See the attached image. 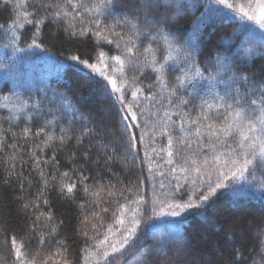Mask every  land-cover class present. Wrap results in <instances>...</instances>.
<instances>
[{"label":"snow or ice","instance_id":"snow-or-ice-1","mask_svg":"<svg viewBox=\"0 0 264 264\" xmlns=\"http://www.w3.org/2000/svg\"><path fill=\"white\" fill-rule=\"evenodd\" d=\"M248 7L237 5L236 0H207V4L199 3V0H0V8H12L15 17L9 16L10 23L0 24V29L9 37L5 48H11L13 55L24 52L25 49L19 46L22 40L21 29L25 25H31V42L26 43V48H39L38 42L43 35V29L48 25H59L70 36L87 35L91 33L95 37L97 47L110 45V51L117 54L108 56L104 51L97 54V63H90L88 59L79 56H72L74 62L72 67L79 68L90 80H94L96 74L102 78L96 83L102 89L104 95L113 102L114 115L99 112V124L96 127L82 126L77 130L74 127H60L59 135L54 131L46 130L41 126L35 132L30 127H24L22 133L12 131V127L0 130V152L11 149L9 160L10 167L15 168V161L18 156L28 155L34 171L40 176L42 184L37 183L38 193L34 201L25 202L22 211L27 214L29 209L39 211L40 215L33 221L32 232L35 233L39 227V220L44 217L47 221V243L49 248L54 247L47 255H42L40 248L46 244L45 234L40 232L38 250L35 254L29 251L31 240L34 237L17 238V235H5L0 241V264H73L69 256V248L63 241L56 239L59 225L53 223L51 212L40 211L42 201L45 206L49 200L44 193L49 187L58 191L62 198L77 203L82 215L85 209L92 205L93 216L90 218L84 215L80 221V230L77 235L85 238V248L81 251L87 253L89 261L94 264H119V261L127 254L134 245H139V228L141 225V206L148 203L144 196L132 200L130 205L122 206L120 216L115 218V225H108L103 239L97 240L101 235L100 228L104 219L100 213H108V207L115 200V185L97 183L96 177L91 175L90 170L81 167H68L60 171V161L56 155L58 150L65 148L70 141L75 140L77 148L83 145L84 138L88 137L95 142L97 154L103 153L100 159L107 166L114 159L108 154L112 145H126L127 151L132 155L133 160L138 158L139 146L144 145L147 140L149 147L156 152L154 147L156 137H166L168 148L171 149L174 143V132L184 135L176 138V142L184 143L190 153L185 155L178 151L167 152L168 164H173L174 156H179L180 163H176L170 171L172 173L187 174L195 172L198 176H205L203 181L207 185L206 192L201 191L194 199L175 201V194L180 192L181 185L179 174L174 176L177 183L173 186V202L167 203L169 209L161 215L180 217L183 212L190 209L199 210L207 204L211 197L217 194L219 189L230 187L226 181L238 182L246 178L245 174L253 175L255 171L264 172V75L256 79V73L242 71V56L254 55L251 49L229 48L226 52H218L215 59L207 58L203 62L197 60V55L202 54L200 38L204 30L211 31L218 24L229 20V11L239 14L240 26L234 31L240 33H255L259 29V38L264 43V0H247ZM254 5V6H253ZM205 7L192 22L191 32L185 35L177 27L179 19H185L186 14L193 9L199 10ZM85 14L90 19L87 28L83 27ZM79 24L77 26V20ZM5 60H9L7 54ZM103 65V70L98 67ZM4 66V65H0ZM14 67V62L6 66L8 71ZM147 70V71H146ZM170 73L175 75L172 82L169 81ZM201 81H205L213 91L214 103L203 101L194 105L193 109L187 110L190 101L185 97L189 86L193 89ZM17 86L22 84L17 82ZM167 96H162L163 92ZM191 94V93H189ZM16 95V93H13ZM5 100L9 99L4 97ZM48 99L47 93L41 99L33 100L32 106L40 110L44 100ZM52 102L60 105L64 112L73 113V120L76 109L62 94L53 93ZM163 101H166L165 107ZM160 104V108L156 105ZM7 107V105H0ZM28 107L24 101L20 109ZM169 109H174L170 111ZM163 110V116L160 111ZM52 109H49L51 112ZM173 116L177 119L173 120ZM118 118V119H117ZM9 121L16 119L15 116L7 117ZM31 119V116L28 117ZM80 120L84 117L80 116ZM58 118L46 122L49 127H56ZM93 124H96L94 121ZM194 136L197 139V147L191 149V140L188 137ZM33 139L32 149L28 150L20 144V140ZM36 138H41L37 143ZM8 139L14 142L9 144ZM207 148L211 157L205 153ZM46 149H52V154L42 156ZM162 147L160 151H164ZM115 151V149H113ZM147 157V151H145ZM203 157L197 161V157ZM89 162L91 156L88 150L80 153L69 152V163L75 164L78 161ZM98 163V162H97ZM44 166H49L51 171L46 173ZM151 171V169H149ZM216 175L213 182L212 175ZM11 176V171L9 172ZM18 185L21 193L25 187H32V184L25 183L22 172L18 173ZM91 181V183H90ZM7 182V181H6ZM144 183L138 180L136 192L131 187L122 189L120 198L128 201L126 193L138 195L139 185ZM193 183H196L193 180ZM264 186V185H262ZM163 187V183L161 184ZM83 196L82 202H77V193ZM187 195V193H184ZM159 203H166L159 201ZM131 205H135L132 207ZM99 208V212L96 209ZM155 211V208H153ZM131 213L129 216L128 214ZM127 218V222H126ZM95 220V223L92 221ZM62 223V222H61ZM173 233L158 240L149 246L141 254L144 264H148L149 258L154 252L171 250L177 242L181 247L176 248L173 255L177 257L181 253L183 245L179 234V227L183 223L173 221ZM257 228L261 253L264 254V220H261ZM89 231L93 235L89 237ZM245 231L242 227L228 229L225 231L222 245L230 259L226 264H245L243 259L242 245L245 240ZM113 241L112 237H117ZM88 239L94 241L88 244ZM240 245L239 247L237 245ZM58 258V259H56ZM177 264H185L183 260Z\"/></svg>","mask_w":264,"mask_h":264},{"label":"trees","instance_id":"trees-1","mask_svg":"<svg viewBox=\"0 0 264 264\" xmlns=\"http://www.w3.org/2000/svg\"><path fill=\"white\" fill-rule=\"evenodd\" d=\"M232 2V0H230ZM199 3L207 4V0H199ZM237 5L248 7L247 0H236ZM205 12V7H199V10L193 9L186 14L185 19H179L177 27L185 31V35L191 32L192 22ZM15 17V11L12 8H0V24L5 22L10 23ZM229 20L223 24H218L211 31L204 30L203 36L200 38L201 52L197 55V60L203 62L207 58L215 59L218 52H226L229 48L233 51L236 49H251L254 55L242 56L243 62L242 71L248 72L251 69L252 73H256V79H261L264 75V43L259 38V29L255 33H240L234 31L240 24L239 14H234L231 11L228 13ZM90 24V19L85 14L83 27L87 28ZM79 24V18L77 20ZM22 33V40L19 43L24 52L15 53L13 55L12 49L5 48L4 45L8 43L9 37L6 36L2 29H0V105H7V107H0V130L8 129L11 125L12 131L17 136L22 133L24 127H30L35 132L39 127L44 126L48 131H54L59 135L60 127H74L79 134V129L82 126L96 127L99 124V112L104 110L106 115H114L113 102L106 97L96 83V80L102 78L96 74L94 80L87 78L86 73L79 68L72 67V56H79L82 59H88L90 63H97V54L99 51H104L108 56L117 54L110 45H101L97 47L95 37L88 33L87 35L70 36L68 32L64 31L63 27L59 25H48L44 28L43 35L38 42L41 44L39 48H26V43L31 42L32 32L34 29L31 25H25L20 30ZM7 54L9 60H5L4 56ZM14 62V67L8 71L6 66ZM98 67L103 70V65L98 63ZM147 71V70H146ZM179 73H170L169 81L172 82L175 75ZM17 82L22 84L17 86ZM47 93L48 99L44 100L40 110H36L32 106L33 100L41 99L44 93ZM16 93V95H13ZM53 93L62 94L77 110L75 116L77 119L73 120V113L64 112L60 105L51 101ZM191 93V94H189ZM162 96H167V92H163ZM185 97L190 101L187 110L193 109L194 105H199L203 101L214 103L213 91L205 81H201L193 89L189 86ZM4 97L9 99L5 100ZM27 101L28 107L23 110L20 109L22 102ZM165 107L166 101H163ZM160 104L156 108H160ZM49 109H52L49 112ZM174 111V109H169ZM163 116V110L160 111ZM15 116L16 119L9 121L7 117ZM31 116L29 120L28 117ZM57 117L56 127L47 126L46 122ZM84 119L80 120L79 117ZM118 119V118H117ZM177 119L173 116V120ZM96 124H93V122ZM174 143L171 149L168 148V141L166 137H156L154 147L156 152H153L148 145L147 140L144 145L139 146L138 158L133 160L132 155L127 151L126 145H112L108 149V154L113 155L114 159L106 166L104 161L100 159L103 153L97 154L94 140L85 137L83 145L77 148L75 140L70 141L68 145L56 152L60 161V171L67 170L68 167H81L90 170L91 175L96 177L97 183L115 185L113 191L116 192L115 200L110 206L103 204L102 207H108V213H100L104 219V224L100 228L101 235L97 238L103 239L108 225H115V218L120 216L122 206L131 204L132 200L138 199L139 196H144L148 203L141 206V225L138 230L141 243L134 245L127 252V254L119 261V264H144L142 253L149 246L155 245L159 239L173 233V221L182 220L183 223L179 227V234L181 236L183 245L186 250L182 248L181 253L177 257L173 255L176 248L181 247L179 242L175 243L171 250L165 249L164 252H154L149 258L148 264H177L178 259L183 260L185 264H226L230 259L228 253L225 251L222 240L225 231L228 229H237L241 227L246 229L245 240L242 245L243 259L245 264H264V254L261 253L259 240L261 237L257 235L256 225L264 220V172L255 171L253 175L245 174L244 179L238 182L231 180L226 181L230 185L228 188L219 189L217 194L211 197L210 201L203 206L202 209H190L183 212L180 217H172L161 215L169 211L167 203L173 202V186L177 183L174 176L179 174L181 179L179 184L182 186L179 193L175 194V201L194 199L201 191L206 192L207 185L203 183L205 176H198L197 173L192 172L187 174V179H184V173H172L170 169L175 167L176 163H180L179 156H174L173 164H168L167 152L174 153L180 151L187 155L190 149L187 147V141L184 143L176 142V138L184 134L174 132ZM41 138H36L35 142H39ZM191 140V149L197 147V139L194 136L188 137ZM13 139H8V143H13ZM20 144L26 149L31 150L33 139L30 137L27 140H20ZM164 151H160L161 148ZM115 149V151H113ZM88 150L91 156L89 162L78 161L75 164L69 163V152L78 151L80 153ZM147 151V157L145 156ZM205 153L211 157V153L207 148ZM11 149H6L0 152V241L5 235H17V238L31 240L29 251L33 254L38 250V240L40 232L45 234L46 244L40 248L42 255H47L53 248H49L47 243V221L44 217L39 220V227L35 233L32 232L33 221L40 215L39 211L29 209L27 214L22 211L25 202L35 200L38 193L37 183H41V178L36 171L33 170L29 161L28 155L17 157L15 168H11V161L9 155ZM52 154V149H46L42 156ZM203 157H197V161H201ZM98 162V163H97ZM151 169V171H149ZM11 171V176L9 172ZM46 173L51 171L49 166H44ZM23 174L26 178L25 183H31L32 187H25L23 193L19 190L18 173ZM212 180L215 182L216 175L213 173ZM138 180H143L144 183L139 185L138 195L136 192V184ZM193 180L196 183H193ZM7 181V182H6ZM91 183V181H90ZM163 183V187L161 184ZM131 187L133 193H126L129 197L128 201L120 198L119 193L122 189ZM187 193V195H184ZM45 198L49 200V205L45 206L42 201H36L41 204L40 211L51 212L53 216V223L59 225V231L56 239L63 241L64 245L69 248V256L73 264H86L89 261L87 253L81 251L85 248V238L77 235L80 230V221L84 215L90 218L93 216L92 205L85 209L84 215L81 214L77 203L71 200L62 198L58 191L53 190L51 186L49 190L44 193ZM77 202H82L83 196L77 193ZM165 201L166 203H159ZM135 207V205H131ZM155 208V211H153ZM99 212V208L96 209ZM116 214V217L113 216ZM129 216L131 213L128 214ZM62 222V223H61ZM95 223V220L92 221ZM127 222V218H126ZM93 235L89 231V237ZM113 241L118 239L112 237ZM94 241L88 239V244H93ZM240 246L239 244L237 245ZM58 259V258H56ZM89 264H94L90 261Z\"/></svg>","mask_w":264,"mask_h":264},{"label":"rangeland","instance_id":"rangeland-1","mask_svg":"<svg viewBox=\"0 0 264 264\" xmlns=\"http://www.w3.org/2000/svg\"><path fill=\"white\" fill-rule=\"evenodd\" d=\"M254 6V5H253Z\"/></svg>","mask_w":264,"mask_h":264}]
</instances>
